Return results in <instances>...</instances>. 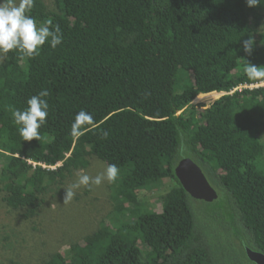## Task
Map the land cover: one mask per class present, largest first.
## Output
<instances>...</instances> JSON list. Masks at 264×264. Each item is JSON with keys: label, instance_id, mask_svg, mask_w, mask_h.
<instances>
[{"label": "trees", "instance_id": "trees-1", "mask_svg": "<svg viewBox=\"0 0 264 264\" xmlns=\"http://www.w3.org/2000/svg\"><path fill=\"white\" fill-rule=\"evenodd\" d=\"M29 15L38 26L49 18L59 25L62 41H46L31 58L0 54V201L29 220L94 158L120 170L107 186L109 222L37 264H254L247 248L264 255V85L242 88L264 83L244 70L264 66V6L35 0ZM250 37L248 54L242 41ZM234 89L201 110L193 104ZM42 90L49 110L41 138L24 141L10 109H26ZM81 110L95 123L77 137L71 124ZM184 158L217 200H195L182 188L174 170ZM167 182L156 213L139 196ZM13 237L0 236V247Z\"/></svg>", "mask_w": 264, "mask_h": 264}, {"label": "rangeland", "instance_id": "rangeland-1", "mask_svg": "<svg viewBox=\"0 0 264 264\" xmlns=\"http://www.w3.org/2000/svg\"><path fill=\"white\" fill-rule=\"evenodd\" d=\"M212 97L214 96L207 98ZM218 98L216 97V100ZM207 103H199L196 106L201 110L203 108L200 106H206ZM105 168L106 165L97 158L91 160L87 170L75 173L61 188L63 197L59 201L57 197L51 198L47 195L40 215L29 220H22L18 212H14L0 201V236L10 233L15 239V244L6 248L7 250L0 247V264H37L46 256L44 253H64L69 248V243H82L86 233L96 230L98 223L106 220L112 211V202L107 190L109 182L104 181L99 186H81L75 189V195L70 201H64L65 190L71 188L81 173L94 177ZM172 183L167 182L152 193L143 192L139 197L147 198L149 204L153 205V211L159 213L160 197L167 192L168 187L173 186ZM33 226L37 228L35 232L32 230Z\"/></svg>", "mask_w": 264, "mask_h": 264}, {"label": "clouds", "instance_id": "clouds-1", "mask_svg": "<svg viewBox=\"0 0 264 264\" xmlns=\"http://www.w3.org/2000/svg\"><path fill=\"white\" fill-rule=\"evenodd\" d=\"M245 2L248 7L264 6V0H245ZM34 3L35 0H0V54H7L13 50H17L24 56L31 58L39 55V51L46 41L50 43L52 48H56L57 45L61 43L62 33L59 25H53L52 20L49 18L45 20L42 25L38 26L36 19L29 15L34 7ZM253 45L254 41L251 37L242 41V48L245 53L251 54ZM244 70L249 79H264V66H256L247 63ZM261 85L263 86L264 83L247 85L242 88L253 89ZM240 89H234L227 93L219 92L220 97L218 99ZM48 95L49 93L47 90H42L26 101V109H10L14 122L20 126L18 131L24 141L33 139L38 141L41 138L39 129L44 125L49 110V104L44 98ZM205 95L208 94H200L197 98ZM205 100H207L208 103L205 102ZM205 100L201 102L193 101V104L195 103L194 105L196 106L199 103H207L208 105L202 106V108H204L209 107L216 101V99L211 100L208 98ZM94 123L95 121L92 114L81 110L75 115L71 124V135L78 137L84 126H90ZM107 135V132L103 133L105 138ZM28 163L33 167L37 165L50 170H54L60 166V164L56 166H45L30 161H28ZM119 171L118 166L113 163L109 164L102 173L94 177L81 173L71 188L65 190L64 201H70L75 195V189L81 186H99L104 181L114 183L119 176Z\"/></svg>", "mask_w": 264, "mask_h": 264}, {"label": "water", "instance_id": "water-1", "mask_svg": "<svg viewBox=\"0 0 264 264\" xmlns=\"http://www.w3.org/2000/svg\"><path fill=\"white\" fill-rule=\"evenodd\" d=\"M174 171L178 182L191 198L207 203L217 200L218 193L192 159L184 158L180 160ZM246 255L254 264H264V255L262 253L247 248Z\"/></svg>", "mask_w": 264, "mask_h": 264}]
</instances>
